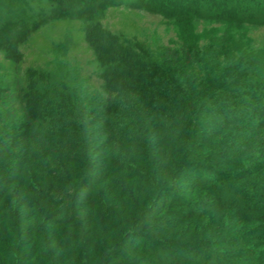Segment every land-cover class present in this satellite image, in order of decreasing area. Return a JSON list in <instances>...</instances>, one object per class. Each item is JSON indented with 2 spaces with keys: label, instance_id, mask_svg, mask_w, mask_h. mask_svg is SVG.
Wrapping results in <instances>:
<instances>
[{
  "label": "trees",
  "instance_id": "trees-1",
  "mask_svg": "<svg viewBox=\"0 0 264 264\" xmlns=\"http://www.w3.org/2000/svg\"><path fill=\"white\" fill-rule=\"evenodd\" d=\"M100 1L50 6L97 20L147 0ZM194 1L162 11L185 36L156 53L91 19L100 92L66 68L0 77V264H264V48L247 37L264 2ZM14 18L0 51L18 65L40 25ZM200 20L219 27L196 37Z\"/></svg>",
  "mask_w": 264,
  "mask_h": 264
},
{
  "label": "rangeland",
  "instance_id": "rangeland-1",
  "mask_svg": "<svg viewBox=\"0 0 264 264\" xmlns=\"http://www.w3.org/2000/svg\"><path fill=\"white\" fill-rule=\"evenodd\" d=\"M51 1L0 0L1 34L2 31H5V25L9 24L11 18L12 20L13 17L18 18L17 22H20L21 16L27 17L28 13H33L36 17V24L40 25L19 47L21 60L18 65L7 60L0 51V77L5 74L12 76L17 68L23 73L29 69H41L50 72L56 67L58 70L55 72L60 75L59 70L64 72L66 68L69 74L77 77L84 87L90 91L100 92L103 82L100 78L94 52L86 40V31L92 26L89 23L92 21L91 19L94 22L98 21L104 30L112 34H120L136 45L142 46L149 53H156L158 47H178L180 44L179 36L183 39L185 36L181 34L182 29L178 28L179 26L177 27L176 24L161 15L164 10L167 14L171 13V10L182 9L178 5L180 0H147L144 2L145 8L143 9L111 6L97 20H95L96 16L92 18V14L87 8V15L76 14L74 11L71 12L70 17L55 19L54 17H57L58 12H52ZM62 1H65L72 11L77 7H83L86 0ZM124 1L129 0H108V3L118 4ZM259 1L264 2V0ZM133 2L136 3V0ZM98 3L101 4V1L98 0ZM194 3L195 6L192 7H202V12H206V5H211V3L220 4L224 7V11H228L232 8L240 9L239 5L243 3V0H196ZM260 4L263 6L256 8V15L253 16V19L258 21L264 20V3ZM53 9L55 10V8ZM179 11L185 12L184 9ZM195 12L192 11L190 14H195ZM44 13H50L49 15L52 13L53 15L48 17L49 20L45 24H42L45 20H38L37 18ZM204 15L206 16V14ZM11 23L14 24V22ZM11 23L10 25H12ZM218 27L219 25L212 23V21L200 20L194 23L192 32L194 36H201L200 38H202L210 30ZM10 30L5 31L6 38L2 40V43L7 44L8 39H11L12 31L10 32ZM247 37L253 49L264 48V24L247 27ZM203 45V43L199 44L200 47Z\"/></svg>",
  "mask_w": 264,
  "mask_h": 264
}]
</instances>
